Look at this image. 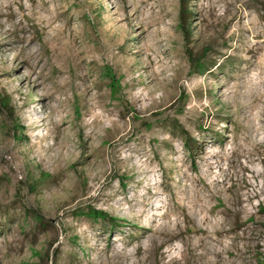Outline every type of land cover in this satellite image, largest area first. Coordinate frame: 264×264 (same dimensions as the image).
<instances>
[{"label": "rangeland", "instance_id": "374dc122", "mask_svg": "<svg viewBox=\"0 0 264 264\" xmlns=\"http://www.w3.org/2000/svg\"><path fill=\"white\" fill-rule=\"evenodd\" d=\"M0 264H264V0H0Z\"/></svg>", "mask_w": 264, "mask_h": 264}, {"label": "trees", "instance_id": "16d2710c", "mask_svg": "<svg viewBox=\"0 0 264 264\" xmlns=\"http://www.w3.org/2000/svg\"><path fill=\"white\" fill-rule=\"evenodd\" d=\"M182 8L184 9L185 8V0H182ZM184 13V14H183ZM185 10L184 11H182V22L184 23L185 22ZM190 143V139H188V141H187V147H190V149H193V148H191V144H189Z\"/></svg>", "mask_w": 264, "mask_h": 264}]
</instances>
